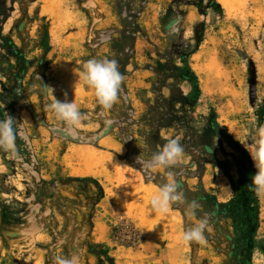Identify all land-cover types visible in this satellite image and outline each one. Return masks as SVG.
Masks as SVG:
<instances>
[{
  "label": "rangeland",
  "instance_id": "374dc122",
  "mask_svg": "<svg viewBox=\"0 0 264 264\" xmlns=\"http://www.w3.org/2000/svg\"><path fill=\"white\" fill-rule=\"evenodd\" d=\"M55 2H18L0 47V119L18 123L15 155L0 150V264H54L58 256L71 264H230L242 151L254 165L264 128V0L230 8L222 0ZM90 59L115 60L123 75L110 110L79 80ZM41 84L86 119L57 120ZM52 128L82 140L105 135L81 144ZM172 138L184 150L177 165L137 163ZM82 150L99 152L95 175L86 174ZM169 172L184 199L200 204L197 216L176 204L156 221L145 196ZM258 206L253 264H264V195ZM204 215L205 241L183 243Z\"/></svg>",
  "mask_w": 264,
  "mask_h": 264
},
{
  "label": "clouds",
  "instance_id": "9594fccd",
  "mask_svg": "<svg viewBox=\"0 0 264 264\" xmlns=\"http://www.w3.org/2000/svg\"><path fill=\"white\" fill-rule=\"evenodd\" d=\"M37 79L39 80V77ZM79 80L94 90L99 105L110 110L117 102L123 75L115 60L90 59L84 63L80 70ZM41 87L50 90L51 100L45 105V108L51 111L57 120L69 126H78L86 119L87 114L83 113L76 103L58 100L53 95L54 89L52 87L43 84ZM17 125L18 123L9 115L0 119V150L13 155L16 153ZM260 137L256 151L252 156L257 169L252 177V185L258 196L264 195V128L260 129ZM183 151L179 140L172 138L163 146L162 151L151 153L146 159L139 156L137 163L145 170L154 171L160 168L167 170L178 164ZM150 204L154 211L162 214L176 204H183L184 212L189 217L197 216L200 208L197 200L187 201L184 199V194L180 191L179 184L171 172L168 173V179L160 186L159 192L153 195ZM208 225V217L204 215L203 218L199 219L198 224L185 229L181 237L182 242L185 244L203 243ZM54 264H71V262L58 256Z\"/></svg>",
  "mask_w": 264,
  "mask_h": 264
},
{
  "label": "trees",
  "instance_id": "16d2710c",
  "mask_svg": "<svg viewBox=\"0 0 264 264\" xmlns=\"http://www.w3.org/2000/svg\"><path fill=\"white\" fill-rule=\"evenodd\" d=\"M242 154L245 166L242 191L236 194L235 199L229 205L236 226L235 255L231 256L230 264H253L255 239L260 225L258 195L252 185V177L256 168L250 155L246 151H242Z\"/></svg>",
  "mask_w": 264,
  "mask_h": 264
},
{
  "label": "bare ground",
  "instance_id": "6f19581e",
  "mask_svg": "<svg viewBox=\"0 0 264 264\" xmlns=\"http://www.w3.org/2000/svg\"><path fill=\"white\" fill-rule=\"evenodd\" d=\"M56 0H54V2H55ZM222 2L224 3V5L226 6V7H228L229 6V8H230V5H231V3L233 4V0H222ZM49 3H51V2H49ZM53 3V2H52ZM51 3V4H52ZM56 3V2H55ZM54 3V4H55ZM59 4V2H57V5ZM60 4H62V2H60ZM59 4V5H60ZM58 5V6H59ZM51 6V5H50ZM48 7V6H47ZM47 7H46V9L45 10H47ZM50 8V7H49ZM58 7H56V9H57ZM53 10V9H52ZM56 11V10H55ZM54 11V12H55ZM79 154V153H78ZM80 158L82 159V161L84 162V165H85V167H86V174H91L92 173V169H93V166L94 165H96V164H98L99 163V161H100V159L98 158V157H100V154H99V152L98 151H96V150H89V151H83V152H81L80 154ZM102 158V157H101ZM78 174H81V173H78ZM85 174V173H84ZM93 174V173H92ZM93 175H95V173L93 174ZM156 193V192H155ZM155 193H154V195H155ZM157 193H158V190H157ZM156 193V194H157ZM151 195H147V196H145V201H146V205L147 206H149V207H151L150 205V200L152 199L151 197H150ZM153 197V196H152ZM149 201V204H147V202ZM152 209V208H151ZM152 212V214H153V212H155V214L157 213L158 214V212H156V211H151ZM151 214V216L150 217H152L151 219H148V220H151L152 221V219L154 220V218H155V216H157V215H154V218H153V215ZM159 214H161L162 215V213H159ZM158 214V218L156 217V221H161V217H160V215ZM164 214V213H163ZM165 215V214H164ZM164 215H163V217H164ZM149 217V218H150ZM148 218V217H147ZM166 220H167V216H166V218H165ZM164 218H163V220H164V222H166V220H165ZM168 219H170V217L168 218ZM173 219V218H172ZM147 220V219H146ZM144 221V222H147V221ZM168 221H171V219L170 220H168ZM167 221V222H168ZM176 220L174 219V222H175ZM150 222V221H149ZM163 222V223H164ZM174 222H173V224H174ZM178 222V221H177ZM154 224V223H153ZM153 224H149V223H143V229H144V231H146V232H152L153 231V227H152V225ZM164 224H166V223H164ZM154 226V225H153ZM172 231V230H171ZM174 232V231H173Z\"/></svg>",
  "mask_w": 264,
  "mask_h": 264
},
{
  "label": "flooded vegetation",
  "instance_id": "af4514ba",
  "mask_svg": "<svg viewBox=\"0 0 264 264\" xmlns=\"http://www.w3.org/2000/svg\"><path fill=\"white\" fill-rule=\"evenodd\" d=\"M22 0H0V40L2 41V46L5 47L6 40L1 36V30L4 25H7L10 16L14 13L13 9L16 7L18 2ZM5 49V48H4Z\"/></svg>",
  "mask_w": 264,
  "mask_h": 264
},
{
  "label": "water",
  "instance_id": "95a60500",
  "mask_svg": "<svg viewBox=\"0 0 264 264\" xmlns=\"http://www.w3.org/2000/svg\"><path fill=\"white\" fill-rule=\"evenodd\" d=\"M0 43H1V40H0ZM253 92H255V85L253 86ZM53 132H56L64 137L66 136H69L74 142H77V143H81V144H89V143H94L96 141H98L99 139L103 138L104 137V133H101L99 135H97L95 138L93 139H81L79 137V135L73 130L71 129L70 131L68 132H64V131H61L59 130L58 128H52L51 129Z\"/></svg>",
  "mask_w": 264,
  "mask_h": 264
},
{
  "label": "crops",
  "instance_id": "0c3cea01",
  "mask_svg": "<svg viewBox=\"0 0 264 264\" xmlns=\"http://www.w3.org/2000/svg\"><path fill=\"white\" fill-rule=\"evenodd\" d=\"M5 27H6V25H4V28L1 30V36H5ZM2 41H1V43H0V47H3L2 45ZM3 49H4V47H3ZM83 151H85V150H82V151H78V153L80 154L81 152H83Z\"/></svg>",
  "mask_w": 264,
  "mask_h": 264
}]
</instances>
